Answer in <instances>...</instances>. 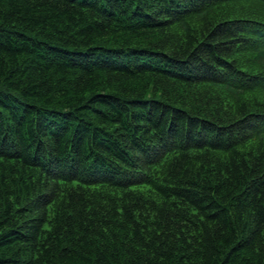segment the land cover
I'll list each match as a JSON object with an SVG mask.
<instances>
[{
  "label": "trees",
  "instance_id": "obj_1",
  "mask_svg": "<svg viewBox=\"0 0 264 264\" xmlns=\"http://www.w3.org/2000/svg\"><path fill=\"white\" fill-rule=\"evenodd\" d=\"M0 264H264V0H0Z\"/></svg>",
  "mask_w": 264,
  "mask_h": 264
}]
</instances>
